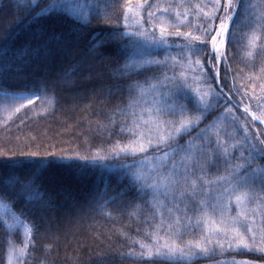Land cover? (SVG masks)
Masks as SVG:
<instances>
[{"label":"trees","instance_id":"16d2710c","mask_svg":"<svg viewBox=\"0 0 264 264\" xmlns=\"http://www.w3.org/2000/svg\"><path fill=\"white\" fill-rule=\"evenodd\" d=\"M68 1L43 12L52 0H40L36 14H31L26 9L30 0H0V36L9 37L6 47L0 45V167L5 169L0 189L15 201L8 203L15 213H25L20 216L31 229L28 238L21 225L9 229L0 213V264H8L12 245H27L23 264H264V185L257 178L250 199L238 207V193H226L228 183L220 180L232 171L229 165L243 163L241 152L247 156L245 130L250 142L264 148L253 139H264V123L253 120V115L264 114V0H234L233 20L219 54L211 42L216 33L211 31L205 39V30L218 28L224 15L222 10L215 18L204 15L211 12L214 0L166 3L168 31L157 49L155 31L146 40L129 33L126 24L129 9L140 5L148 28L156 0H104L99 12L96 0H77L90 10L87 20L78 19ZM189 33L201 40L186 38ZM99 40L107 47H93ZM141 60L160 63L136 67ZM126 63L132 67L125 70ZM152 84L172 94L168 98L176 100L174 107L185 105V116L202 117L171 142L175 160L180 162L190 143L207 150L196 153L203 159V170L193 162L196 171L188 184L169 188L167 195L161 191L160 201L151 188L132 179L124 167L130 164L116 162V157L91 159L136 139L142 90ZM3 93L41 98L9 114L2 108ZM181 119L178 111L164 116L177 125ZM205 129H210L204 133L207 139L201 138ZM217 134L228 146L227 158L216 146ZM256 155L252 167H264V157ZM123 156L130 162L147 155ZM13 170L21 175L34 172L39 199H29L30 191L9 183ZM192 179L197 180L196 195H191ZM207 215H216L223 226L238 221L236 227L249 247L229 232L208 250L215 238ZM157 239L161 245L174 241L186 251L190 241L200 242L207 251L193 249L197 258L191 260L141 258L140 244L151 247Z\"/></svg>","mask_w":264,"mask_h":264},{"label":"snow or ice","instance_id":"6c2138e0","mask_svg":"<svg viewBox=\"0 0 264 264\" xmlns=\"http://www.w3.org/2000/svg\"><path fill=\"white\" fill-rule=\"evenodd\" d=\"M40 0H30V3L26 5V9L31 14H36V8L39 7ZM104 2V0H96L94 7L99 12L101 11L100 5ZM65 4L63 0H52L51 3L47 4L44 9H42L43 12H50L52 10L64 7ZM90 8L92 6H89ZM212 10L211 12H205L204 15L208 16L210 18H215V14L217 11L222 10L224 12V15L219 17L220 23L218 28L213 27L211 29L205 30V39L207 38L208 34L211 31H214L216 34L211 36V42H212V48L216 50V52L219 54L220 52V46L224 44V36L229 31V22L233 20L232 12L234 11V0H224V3L221 4V0H214L212 4ZM199 8V6H197ZM73 13L76 15L78 19L87 20L90 13V10H85V5L80 3H75L72 9ZM19 23V22H18ZM161 39L159 41H154L155 43H163V35L165 32L164 28H161ZM138 35L143 36V33H139ZM191 37L192 41H198L201 40V37L199 36H192L190 33L186 34L187 37ZM8 34H4L0 36V45L6 47V41L8 40ZM110 39H115V36L113 34H109ZM219 41V43H218ZM203 42V41H201ZM93 47L96 48H106L107 44L104 40H99L96 44L93 45ZM5 58H7V52L5 54ZM136 63V67H142L145 64L151 65L153 63L159 64L160 61L155 60H141ZM192 61L189 59V65H191ZM196 65H200V60L197 59L194 61ZM124 69L127 70L130 67H132L131 64L126 63L124 66ZM165 79H169L167 76H165ZM137 87H140L137 85ZM150 88L155 91L157 88L156 84L150 85ZM179 92V88L177 87V94ZM143 94V90H142ZM169 98H172V94H168ZM37 99H40L41 97L36 96ZM21 99H28L29 103H32L33 100L30 97H21ZM201 101L203 102V97H201ZM159 103V101H157ZM167 103V101H165ZM176 105V100L173 99V104L169 105L166 108H160L157 107L154 111L156 113L155 118L152 117V111L149 110V119L143 120V116L140 117L143 123L148 124L151 123L154 128L156 129V137H155V144H153V138L149 136L147 138V146L145 145V137L143 133H140L137 140L132 143L129 146L120 147L118 150L113 149L108 154H100L97 153L91 159L93 161H106L113 157H119L121 153L124 154H131V155H137V154H145L150 148H156L161 149L162 146L167 147L171 144L173 140H175L179 135L182 133L191 130L194 126H197L198 123L201 120V115H197L195 117L191 116H185V113L187 112V108L185 105H179L178 108L174 107ZM24 105L21 104V107ZM19 111V109H16ZM178 111L179 115L182 117V119L179 121L178 125L175 122L172 121H163L160 117L163 114H169L173 115L176 114ZM245 112H248V109H244ZM253 120H259L261 123H264V114L261 116H255L253 115ZM135 123V122H134ZM211 127H217L216 125H212ZM210 131V129L202 130L201 138L207 139V137L204 135V133ZM253 139H258L260 144H264V139H259V137H255ZM244 142L249 144V147L246 149L247 156H245L244 152H241L240 159L243 160V163H237L235 165H229L230 168H232V171L228 173L226 177H221L220 180L226 181L228 183V188L225 189L226 193H238L235 196V202L237 206H242L247 200L250 199L249 192L251 190V185L259 178V181L262 185H264V167L257 166L255 168L252 167V165L255 163L257 159L256 153L259 152L262 157H264V148H258L257 144L254 142H250V138L247 135V130H245L244 135ZM216 146L217 148L222 149V155L227 158V149L228 146L225 142L221 141L219 138V135L217 134L216 139ZM233 148L236 147L235 144L232 145ZM197 150L204 153L207 150L201 146L196 145L193 146L191 143L188 146V149L184 152V154L181 156V160L178 163L175 159H172L171 161V168L168 170L167 174H165L161 169L166 167L169 157L175 156L176 149H171V151H163V155L156 157V159L160 160V166L159 168H156L155 166L150 169V171H157L159 183H152L148 184L147 180L148 177L144 175L143 169L141 167H137L135 165H127L124 166L127 170L129 175L132 177V179L136 182H144L146 187H149L153 190L154 193L159 192L161 189L164 190L165 195H167L168 189L172 188L178 184L181 186H184L188 184L190 175L194 176L196 169L192 167L193 162L196 165V168H198L200 171L203 170V159L198 158L196 153ZM212 153H208V158H212ZM82 159H88L86 157H82ZM3 162H0L2 164ZM10 163V162H9ZM143 164V161L140 162ZM183 165V175H179V166ZM242 169H248L249 171H245L244 173H241ZM5 174V169L3 167H0V175ZM9 183L17 184L21 187L22 190H27L32 193V195L29 197V199H39V194L36 191V184H35V174L34 172H24L22 175L17 174L15 170L10 174L9 176ZM205 183H208L205 181ZM197 180L192 179L191 180V195L197 194ZM185 193L181 192V196H183ZM203 195L205 196H211L210 191H204ZM215 199H219V197H216ZM0 201H7L9 204H14L15 201L7 196L5 194V190L0 189ZM202 204L207 207V201H202ZM6 205L0 204V208L5 207ZM216 205H212L213 211L215 210ZM171 211V209L169 210ZM25 213L21 211L20 215H24ZM243 211H241L240 215H243ZM13 220L19 224L21 221L19 218L14 214ZM178 222V221H177ZM5 224H7V227L10 229L14 227V224L7 223V220L4 221ZM238 221H233L232 226L229 227L225 225L222 228H218L217 232H222L225 235H227L229 232L235 233V238L238 239L239 244L242 245L244 248H248L249 245L245 242L244 235L239 231V229L236 227ZM221 224H224V221L221 220ZM26 231L30 233L31 229H28L26 226ZM249 232H251V229H248ZM254 239V237H253ZM210 242V241H209ZM140 248L142 249L140 253V257L146 260H151L153 257H167V258H176L179 257L180 259H194L196 257V251H193V249L199 250L201 252H206L207 248L203 246L202 243L197 242L193 244L191 241L187 245V251L185 248H180L174 241L169 243L165 241L164 244H160L159 240H154L153 245L151 247L140 244ZM264 250V249H262ZM27 251V245H25L24 248L19 249V256L23 257L24 254ZM12 255H15L17 252V249L15 248V245H12V248L10 250ZM9 264H12V259L10 258ZM17 264H20L19 259L17 260ZM233 264H247L246 261H240V262H233Z\"/></svg>","mask_w":264,"mask_h":264},{"label":"rangeland","instance_id":"374dc122","mask_svg":"<svg viewBox=\"0 0 264 264\" xmlns=\"http://www.w3.org/2000/svg\"><path fill=\"white\" fill-rule=\"evenodd\" d=\"M68 2H69L68 8L72 13H73L72 9L74 6V2L85 5V10H87V6L84 2H80L77 0H74V1L72 0V1H68ZM155 3H156V6L154 8V11L153 12L149 11V20L150 21H149V27L148 28L146 27V25L141 20V16H140L141 7H140V5L134 6L133 8L129 9V15H128L127 20H126V24H127L129 33H131V34L143 33L144 39L151 40L152 39L151 37L153 36L152 32L155 31L156 35L158 36V39H154V41H159L161 39V31H160L161 28L165 29L164 35L167 33L168 24H169V22H168L169 21V15L166 17V14L164 12L167 11L169 13V8L164 7V5L166 3H172V1L171 0H156ZM172 5L173 4H171V6ZM151 15H154V18H151ZM154 41H153V44L155 45L154 47L156 49L163 47L164 42L163 43H155ZM156 59H158V58H156ZM143 91H144V93H143L141 101H140V111H141L140 117L143 116V120L149 119V110L150 109L153 110L152 111V117L155 118L156 113L154 110L157 107L166 108L169 105L173 104L169 101L168 92L165 89L163 90V89L157 87L155 91H153L151 88L144 89ZM3 94L6 96V98L4 99V102H2V108L5 109L6 112H8L9 114H13L14 112H17L16 109H21L22 108L21 104H23L24 106L30 104L28 102V99H21V97H30L34 101L36 99V96H37L34 93H20V94H18V93L17 94L3 93ZM157 101H159V103H157ZM165 101H167V103H165ZM164 116H166V113L160 117L163 121H164ZM140 133L144 134L146 146H147L146 141H147V138L149 136H151L153 138V144H155V142H156V140H155L156 129L154 128V126L151 123L145 124L140 119L139 134ZM139 134H137L136 139H134V141L132 143H134L137 140ZM171 149H173L172 144H170L167 147L162 146L161 149L150 148L147 151V153H145L147 156H145L139 160H134L131 158L132 160L130 162H128V159H130V157L123 156L124 153H121L119 157H116V162H120V160H121L124 163L126 162L130 165H135L137 167H141L143 169L144 175L148 177V180H147L148 184H152L154 182L159 183L157 171H150V169H152L154 166L156 168H159L160 160L156 159V157H158V156L162 157L163 151H165V150L171 151ZM145 154H137L135 156L139 157L138 155H145ZM124 155H127V154H124ZM129 156H134V155L129 154ZM172 159H175V158L173 156H170L166 167L161 169V171H163L165 174H167L168 170L171 168ZM141 161H143V164L140 163ZM142 183L144 184V182H142ZM161 191H164V190L161 189L159 192L155 193V196L159 199V201L162 200L161 196L158 195ZM0 204L6 205L5 207L0 208V213L2 214L4 221L7 220V223L15 225L14 227H12L10 229H14V228L21 225L24 227L25 235L28 238L30 233H28L26 231V226L28 229H30L29 224L26 223L20 215H18L17 213H15L13 211V209L8 204V202L0 201ZM14 214L19 218L21 223L17 224L13 220ZM207 217L209 218V221H210L209 222V230H212L211 236L213 238H215L212 241V247H210V249L208 247V250L211 251L212 249L219 246L221 241L223 240L222 232H217V229L222 228L224 226H223V224L219 225V219L216 217V215H207ZM24 247H25V245H23V246L15 245L17 252L15 255H12L11 252H9L8 264H9L10 258L12 259V264H17L18 259L20 261V264L24 263L27 251L23 257L19 256V249H22Z\"/></svg>","mask_w":264,"mask_h":264}]
</instances>
